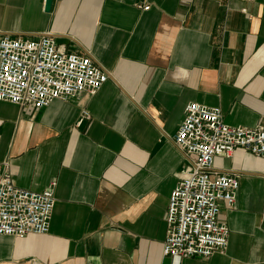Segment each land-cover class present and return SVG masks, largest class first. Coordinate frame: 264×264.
Returning <instances> with one entry per match:
<instances>
[{
	"label": "crops",
	"instance_id": "1",
	"mask_svg": "<svg viewBox=\"0 0 264 264\" xmlns=\"http://www.w3.org/2000/svg\"><path fill=\"white\" fill-rule=\"evenodd\" d=\"M263 4L52 0L46 11L45 0H0V35L48 32L108 73L96 93L40 109L0 101V163L23 188L56 180L48 232L0 235V264H174L162 252L166 207L194 156L173 135L190 101L264 126ZM213 168L239 180L219 215L227 247L179 264H264V158L238 147Z\"/></svg>",
	"mask_w": 264,
	"mask_h": 264
},
{
	"label": "built area",
	"instance_id": "2",
	"mask_svg": "<svg viewBox=\"0 0 264 264\" xmlns=\"http://www.w3.org/2000/svg\"><path fill=\"white\" fill-rule=\"evenodd\" d=\"M107 78V71L90 56L66 51L48 32L36 38L0 35V101L40 109L54 99L92 95ZM87 117L84 110L78 123ZM173 142L194 156L184 166L166 207L162 252L179 264L184 258H205L226 249L229 228L219 217L221 204L234 205L239 180L216 171L213 158L230 156L238 147L264 158V126L227 124L220 107L190 101ZM55 186L56 180L42 190L17 186L8 160L1 162L0 235L48 232Z\"/></svg>",
	"mask_w": 264,
	"mask_h": 264
},
{
	"label": "water",
	"instance_id": "3",
	"mask_svg": "<svg viewBox=\"0 0 264 264\" xmlns=\"http://www.w3.org/2000/svg\"><path fill=\"white\" fill-rule=\"evenodd\" d=\"M52 0H45V10L48 11L50 9Z\"/></svg>",
	"mask_w": 264,
	"mask_h": 264
}]
</instances>
